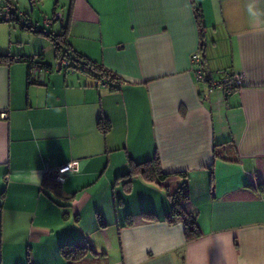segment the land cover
<instances>
[{"label":"crops","instance_id":"1","mask_svg":"<svg viewBox=\"0 0 264 264\" xmlns=\"http://www.w3.org/2000/svg\"><path fill=\"white\" fill-rule=\"evenodd\" d=\"M52 2L51 33L114 79L59 69L48 36L0 20V54L21 58L0 63V264H264V0ZM33 56L48 64L42 83L28 82ZM223 70L244 85L210 90ZM153 157L165 180L118 177ZM64 164L63 182L46 180ZM183 180L192 241L166 217ZM64 246L96 253L67 260Z\"/></svg>","mask_w":264,"mask_h":264},{"label":"trees","instance_id":"2","mask_svg":"<svg viewBox=\"0 0 264 264\" xmlns=\"http://www.w3.org/2000/svg\"><path fill=\"white\" fill-rule=\"evenodd\" d=\"M195 17H196V20L199 26L202 27L204 24V21L202 18L201 9L198 6H195ZM12 21H17V19L15 20L13 19ZM25 21L26 19H24V21H18V22L23 28L32 29L34 31H41L44 35L48 36L50 40L53 42L58 54L62 52L61 54L58 55L59 57L58 60L61 57H65L66 59H68L69 60L68 66L70 69L74 70L75 67L73 65L77 63L80 66V68L76 67L77 69L86 70L89 72L98 71L102 75L114 79L111 72L100 68L99 66L95 64V62H92L91 60L75 52L74 50L73 51L70 50L69 43L66 37V31H64L61 34L54 35L50 31L51 26L49 28H44V26L42 25L43 27L40 28L38 27L37 23L36 24L35 23L26 24ZM34 26H36V28H34ZM33 58L34 56L24 58L29 62V67L33 61ZM12 59H21V58H14V57L11 58V57H8L7 54H0V63L6 62ZM36 60L40 62L41 65L45 69H48V66H46L48 64H45L40 58H36ZM28 82L31 83L29 80ZM106 126L107 124H105V127ZM181 174L183 178L186 177L185 173H181ZM134 175H141L143 178L149 181L161 182L165 180V178L170 176L171 174L163 172L160 169L158 158L153 157L152 159H149V160H145V161L138 162V163H133L127 173L121 176H118V177H123V176L131 177ZM46 180H48V178ZM169 197L171 200V207H170V213L167 214L166 216L167 219H169L170 221L174 217L181 218L183 225H184V236H185L186 241H192L198 238L201 235V231L197 224L195 215L191 212L185 211L182 207L183 202H185L189 197V187H188L187 181L183 180V182L179 184L172 193H169ZM144 216L147 218L155 217V215L152 213H144ZM88 251H90L93 254L96 253L95 250L91 246H74V247L64 246L61 248V254L67 260L81 259L87 255Z\"/></svg>","mask_w":264,"mask_h":264},{"label":"built area","instance_id":"3","mask_svg":"<svg viewBox=\"0 0 264 264\" xmlns=\"http://www.w3.org/2000/svg\"><path fill=\"white\" fill-rule=\"evenodd\" d=\"M26 14L19 10L16 6L11 4L8 0H0V18L4 21H12L17 19V21H24V16ZM61 18V13L59 11H54L50 17H43L42 25L44 28H49L52 23ZM36 24V23H35ZM36 28V26H34ZM37 57L33 58V61L28 69V80L31 83H42L44 81L45 69L40 62L36 60ZM191 62L195 65L194 73L195 78L198 80H204L206 77L203 70L200 68L202 64V57L199 51H194L190 56ZM59 69L73 70L69 68V60L65 57H61L58 60ZM221 76L217 80H211L209 84V89H219L222 90L224 94L228 95L238 89H240L245 82V76L243 72H232L229 70H223L220 72ZM7 112H2L1 116L3 118L7 117ZM71 171L70 164H64L59 166L57 169H49L45 172L48 179L61 183L64 181L65 174Z\"/></svg>","mask_w":264,"mask_h":264},{"label":"rangeland","instance_id":"4","mask_svg":"<svg viewBox=\"0 0 264 264\" xmlns=\"http://www.w3.org/2000/svg\"><path fill=\"white\" fill-rule=\"evenodd\" d=\"M13 1L15 2V4H13L12 2H10V3L13 4L14 6H16L22 12L26 13V15L24 16V19H26V20L29 17H32V18H35L34 21H38V23H39V21H42L43 17H45V16L50 17L52 15V13H53V11H52V8H53V2H52V0H46L42 5H40L38 3L35 4L34 1L31 0L32 10L30 9L29 0H13ZM58 11L60 12V10H58ZM9 23H11V22H8V23H7V21L4 22V24H9ZM14 27L17 30H21L20 27L18 26V24H16ZM47 55L49 57H52L53 58L54 49L53 48H48L47 49ZM73 66L75 67L74 68L75 71H79L80 70V69H77L76 68V67H79L80 68V66L77 63H75ZM94 196L97 199L100 198L98 192H96ZM123 207L125 209H128V205L127 204L124 205ZM123 207L118 202V204H117V206L115 208L120 209V208H123ZM115 208L113 207L112 209H110V213L109 212H106V213L104 212L105 214L102 215L103 216L102 221L106 219V220L109 221L110 224L113 223L115 221V216H114V209ZM121 211L119 210L118 212H121ZM122 218H124V216ZM96 222L99 223V220L96 219ZM94 239H96V241L98 243V241H100L101 238L97 234V235L94 236Z\"/></svg>","mask_w":264,"mask_h":264},{"label":"water","instance_id":"5","mask_svg":"<svg viewBox=\"0 0 264 264\" xmlns=\"http://www.w3.org/2000/svg\"><path fill=\"white\" fill-rule=\"evenodd\" d=\"M29 3H30V9L32 10L31 0H29Z\"/></svg>","mask_w":264,"mask_h":264}]
</instances>
